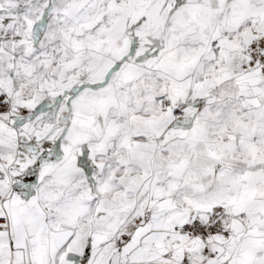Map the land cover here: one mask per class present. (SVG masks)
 I'll return each mask as SVG.
<instances>
[{"label": "snow or ice", "instance_id": "1", "mask_svg": "<svg viewBox=\"0 0 264 264\" xmlns=\"http://www.w3.org/2000/svg\"><path fill=\"white\" fill-rule=\"evenodd\" d=\"M0 264H264V0H0Z\"/></svg>", "mask_w": 264, "mask_h": 264}]
</instances>
